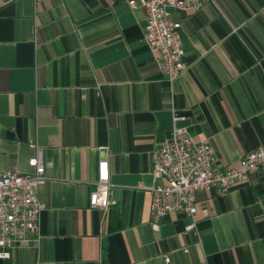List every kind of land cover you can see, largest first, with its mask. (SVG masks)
<instances>
[{"label": "crops", "instance_id": "obj_1", "mask_svg": "<svg viewBox=\"0 0 264 264\" xmlns=\"http://www.w3.org/2000/svg\"><path fill=\"white\" fill-rule=\"evenodd\" d=\"M129 1L0 0V172L33 173L40 152L49 177L39 237L0 264H264V169L199 192L198 234L182 213L151 218L153 152L175 126L222 169L264 147V0L174 12L189 69L172 84ZM103 148L106 212L89 207Z\"/></svg>", "mask_w": 264, "mask_h": 264}, {"label": "built area", "instance_id": "obj_2", "mask_svg": "<svg viewBox=\"0 0 264 264\" xmlns=\"http://www.w3.org/2000/svg\"><path fill=\"white\" fill-rule=\"evenodd\" d=\"M211 0H131L133 8L144 7L147 23L144 40L155 54L157 65L165 79L172 84L189 69L184 59L182 24L172 20L174 12L198 11ZM185 117L173 112L175 123ZM99 162L98 180L89 198V207L108 211L117 204L112 199L109 173V151L103 148ZM151 218L154 229L172 213L188 218L185 233L198 234L197 195L202 191L218 190L228 193L243 183L247 176L264 169V147L246 154L235 168L222 169L210 142H198L186 127L175 126L169 137L153 152ZM34 172L20 174L0 172V258L8 259L11 251L25 242L39 237V224L46 204L38 196V188L49 181L39 155L31 161ZM185 253L189 249H184ZM166 264L170 259L165 257Z\"/></svg>", "mask_w": 264, "mask_h": 264}]
</instances>
